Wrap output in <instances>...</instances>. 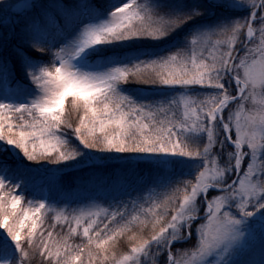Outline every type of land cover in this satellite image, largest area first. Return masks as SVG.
Returning a JSON list of instances; mask_svg holds the SVG:
<instances>
[{
    "label": "snow or ice",
    "instance_id": "obj_1",
    "mask_svg": "<svg viewBox=\"0 0 264 264\" xmlns=\"http://www.w3.org/2000/svg\"><path fill=\"white\" fill-rule=\"evenodd\" d=\"M0 264H264V0H0Z\"/></svg>",
    "mask_w": 264,
    "mask_h": 264
},
{
    "label": "trees",
    "instance_id": "obj_2",
    "mask_svg": "<svg viewBox=\"0 0 264 264\" xmlns=\"http://www.w3.org/2000/svg\"><path fill=\"white\" fill-rule=\"evenodd\" d=\"M130 86L139 87V85H130ZM126 87H128V86H126ZM66 179H70V178H66ZM259 258H260V253H259V251H257L256 254H255V259L258 260Z\"/></svg>",
    "mask_w": 264,
    "mask_h": 264
}]
</instances>
